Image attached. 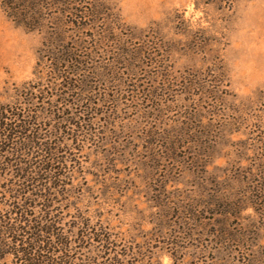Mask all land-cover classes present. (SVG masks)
I'll use <instances>...</instances> for the list:
<instances>
[{
    "label": "rangeland",
    "instance_id": "374dc122",
    "mask_svg": "<svg viewBox=\"0 0 264 264\" xmlns=\"http://www.w3.org/2000/svg\"><path fill=\"white\" fill-rule=\"evenodd\" d=\"M72 1L0 6V264H264V0Z\"/></svg>",
    "mask_w": 264,
    "mask_h": 264
},
{
    "label": "trees",
    "instance_id": "16d2710c",
    "mask_svg": "<svg viewBox=\"0 0 264 264\" xmlns=\"http://www.w3.org/2000/svg\"><path fill=\"white\" fill-rule=\"evenodd\" d=\"M72 2V0H0V6L5 15L17 25L23 26L28 30H40L49 13L53 14V12L56 11L61 13L65 10L66 13H70L71 15L72 13L74 14L77 9L75 10V8H73ZM75 62H77L76 59ZM11 130L12 125L10 123L8 124L0 120L1 138H7V134H9ZM28 143H30V145L33 144V142H29V140ZM54 160L53 158V161ZM37 235L38 234L35 233L33 237L36 238ZM63 244L67 246L68 241H64ZM22 254H27V252L23 250Z\"/></svg>",
    "mask_w": 264,
    "mask_h": 264
}]
</instances>
